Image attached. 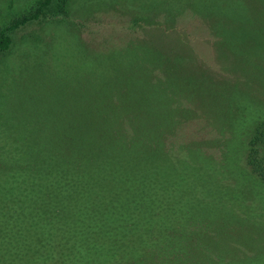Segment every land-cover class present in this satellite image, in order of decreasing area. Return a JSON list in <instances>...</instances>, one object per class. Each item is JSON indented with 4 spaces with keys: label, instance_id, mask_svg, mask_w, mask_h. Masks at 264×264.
Wrapping results in <instances>:
<instances>
[{
    "label": "rangeland",
    "instance_id": "374dc122",
    "mask_svg": "<svg viewBox=\"0 0 264 264\" xmlns=\"http://www.w3.org/2000/svg\"><path fill=\"white\" fill-rule=\"evenodd\" d=\"M42 1L0 0V26ZM58 1L0 53V264H82L50 236L49 198L62 189L47 184L60 166L33 167L31 149L101 114L124 131L134 108L114 106L132 99L161 125L158 154L136 159L152 170L131 172L127 193L161 202L160 223L189 208L195 221L144 260L264 264V177L248 158L264 123V0Z\"/></svg>",
    "mask_w": 264,
    "mask_h": 264
},
{
    "label": "trees",
    "instance_id": "16d2710c",
    "mask_svg": "<svg viewBox=\"0 0 264 264\" xmlns=\"http://www.w3.org/2000/svg\"><path fill=\"white\" fill-rule=\"evenodd\" d=\"M52 1L39 2L36 12H30L8 27L0 26V53L10 50L13 33L38 21ZM65 5L66 0L58 1V7L64 9ZM135 91L148 93L143 86ZM132 94L136 98L139 96L134 91ZM146 98L151 99L149 108H152V98ZM132 102L114 106L131 107L130 112L134 108L129 116L130 125L124 131L111 117L112 113L101 114L99 118L91 117L92 122L83 123L78 131L53 133L44 146L31 149L35 155L33 167L50 160L42 171H50L51 175L60 166L62 178L47 184L49 189L57 192L62 189L60 197L49 198L50 236L60 239L62 246L69 251H76L84 260L82 264H152L150 260H144L147 250H153L157 255L165 244L172 246L175 234L179 233V226L175 227V224L195 222L189 208L183 213L168 212L173 226L169 224L170 219L160 223L158 209L161 202L141 193L136 196L127 193L135 183L129 177L131 172H136L140 165L142 173L148 177L149 170H152L151 164L136 159L139 155L151 158L154 153L158 154L155 144L159 143V133L152 131L161 125L158 117L141 109L145 103L136 99ZM107 103L103 102L98 109L100 113L108 110ZM263 141L264 123L252 135L248 154L253 171L264 177V160L259 158L258 147ZM153 167L158 169L155 165ZM135 178L143 183L142 178Z\"/></svg>",
    "mask_w": 264,
    "mask_h": 264
}]
</instances>
